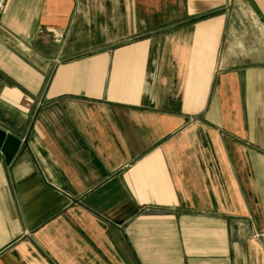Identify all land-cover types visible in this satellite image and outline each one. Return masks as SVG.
I'll use <instances>...</instances> for the list:
<instances>
[{
    "label": "crops",
    "instance_id": "1",
    "mask_svg": "<svg viewBox=\"0 0 264 264\" xmlns=\"http://www.w3.org/2000/svg\"><path fill=\"white\" fill-rule=\"evenodd\" d=\"M0 128V264H264V0H7Z\"/></svg>",
    "mask_w": 264,
    "mask_h": 264
},
{
    "label": "water",
    "instance_id": "2",
    "mask_svg": "<svg viewBox=\"0 0 264 264\" xmlns=\"http://www.w3.org/2000/svg\"><path fill=\"white\" fill-rule=\"evenodd\" d=\"M13 143L15 144V147L13 149H10L9 146ZM19 143V140H17L14 136L6 133L0 128V155H4L9 159L12 154L11 150L12 152H14L19 146ZM8 149H10V152Z\"/></svg>",
    "mask_w": 264,
    "mask_h": 264
},
{
    "label": "built area",
    "instance_id": "3",
    "mask_svg": "<svg viewBox=\"0 0 264 264\" xmlns=\"http://www.w3.org/2000/svg\"><path fill=\"white\" fill-rule=\"evenodd\" d=\"M7 0H0V16L4 11V8L6 6Z\"/></svg>",
    "mask_w": 264,
    "mask_h": 264
}]
</instances>
